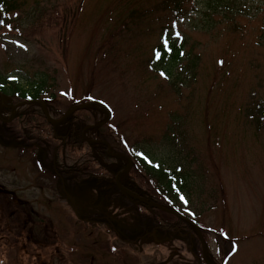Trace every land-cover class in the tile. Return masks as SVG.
Listing matches in <instances>:
<instances>
[{
	"label": "rangeland",
	"instance_id": "rangeland-1",
	"mask_svg": "<svg viewBox=\"0 0 264 264\" xmlns=\"http://www.w3.org/2000/svg\"><path fill=\"white\" fill-rule=\"evenodd\" d=\"M79 1L22 0V8L4 14V24L0 25V76H4L7 71L12 73L18 85L30 92L32 87L41 81H45L46 84L52 83L57 99L65 103L76 100L78 104L87 101L80 96L84 94L82 89H88L86 86L88 81L90 86L96 79L98 84L91 89L92 92L88 90L91 96L94 94L110 101L114 109L112 112L114 122L119 124L120 130L115 134L116 140L126 138L124 144L118 146L120 150L134 149V141L138 138L139 143L136 147L147 155L141 157L137 154V157L141 158L139 163L146 169L145 171L143 168L133 170V162L128 170L133 172L140 189H145L157 197H170L171 202L160 200V203L180 212L198 223L201 228L208 229L205 235L212 243L217 234L220 235L222 239L218 241L225 252L222 255L223 264H264V57L260 62L249 59L242 65L228 64L219 70L217 78L212 81L215 57L219 54L215 48L219 49L220 46L212 45L210 46L212 50L204 48L200 50L199 43L207 37L198 31L197 27L212 21H221V17L215 16L211 21L201 11L194 17L184 20L181 31L186 35L187 48L196 44L194 52L199 55L196 84L198 90L195 98L198 102L194 101L187 107L174 108L166 105L160 95H155L151 89L143 87L140 79L120 76V73H126V63L121 68H116V73L110 72L116 81L112 84L106 79H110L108 73L102 75L107 70L101 65L99 58L98 66H95L98 74L94 71L87 72L90 62L85 61L84 65L80 62L84 63L83 58L91 61L93 51L94 55L96 51L97 55H101L104 47L110 51L108 52L110 55L122 60L126 54L117 53L115 46L114 52H111L113 46L109 43H104L103 47L96 50L100 43L95 45L93 40L91 41L93 44L86 48L87 40L96 36V27L99 24L94 26L95 28L92 27L94 35L79 34L78 31L82 25H86L84 30H88L90 24L94 23L99 10L104 6L102 4V7L100 5L97 7L98 0H85L77 23L72 31L67 30L72 12ZM246 1L255 17L249 19L250 32L245 29L244 38L254 40L258 33V30H255L256 26L264 18V0ZM116 15L117 11H114L112 15L107 16L108 26L113 24ZM8 25H11V28ZM103 27L105 25L101 28ZM260 52L263 51L258 49L257 54ZM106 62L110 64L108 60ZM7 66L11 68H6ZM222 72L225 77L220 80L221 83L210 88V83H215ZM189 77V74H180L183 82H188ZM158 81L157 78L155 82L150 81V84L154 82L156 85ZM74 84L78 89H75V96L71 94ZM121 84H126V89L121 87ZM251 91L262 100L260 108L254 104H246ZM63 92L69 97L66 99L61 97ZM5 93L9 94L10 89ZM48 93L34 92L27 97L43 98L48 97ZM199 96L202 100L204 97L209 100L210 96L212 103L209 105V102L199 101ZM130 97L139 99L138 116L145 121L143 125L142 122L134 120L138 117L132 118L130 112L126 113V108H130L128 106ZM6 102L11 103V100L6 99ZM196 107H199L200 111H194ZM92 108L93 114L97 117L104 112L97 106ZM31 109L32 107L23 105L13 109L12 114L0 110V119L2 121L3 118L10 119V115L14 114L20 116ZM69 117L59 124H65ZM50 118L55 119L52 116ZM57 119L62 120V117ZM18 121L21 119L16 120L17 126L14 128L20 129L18 133L22 135V127ZM131 122L135 124L132 126ZM113 125L114 123L111 127ZM109 129L111 130L110 127ZM4 130L6 128L0 125V132ZM82 135L89 138L94 147V155L97 154L95 150L102 145L101 137L97 135V140L93 141L89 129H82ZM31 136L33 140L35 137L38 138V135ZM44 143H49V140ZM43 146L45 145L41 147ZM180 150L184 152L186 159L182 162V170L176 172L173 179L169 174L171 173L169 167L174 166L173 161L178 163L180 157L177 152ZM8 153L10 161L5 156ZM35 153L36 151L29 148L14 147L8 151L3 149L0 151V166H3L0 167V182L9 188L18 187L12 189L13 196L11 193L4 195L0 191V264H55L56 258L59 260L60 255L69 264H167L165 261L167 258H171L168 264H198V261L202 263L204 252L197 239H193L195 242L193 254L189 250L191 239L187 236L188 233L183 237L180 235L188 230V224L176 220L168 212L134 207L124 197L112 200L110 195L113 193L114 197L119 191L115 189L110 191L113 180L109 177L93 180L96 184L107 181L99 186V190L109 197L102 204L100 192H97V198H88L84 201L77 198L75 203L77 211L69 212L72 209L71 204L56 192L52 195L55 196L53 201L60 199L65 206L59 203H42V209L38 210L41 213L31 212V205L27 200L34 202L32 206L36 208L39 207L37 201L41 200L34 198L41 196V190L39 192L31 186H37V180L48 181L40 178V174L33 170ZM100 155L101 152L98 153V156ZM150 158L153 162L155 159L164 162L165 166L160 165L157 169L155 164H151ZM6 166L8 170L4 169ZM184 176L186 180L180 188L177 182ZM79 178L80 176L72 177L73 186ZM14 180L16 182L12 184ZM81 191L78 196L90 195L88 188ZM23 197L27 200H23ZM116 206H119V209ZM54 211L62 214L56 215L52 213ZM49 213L54 220H58L59 217V222H51L48 218ZM82 213L93 216L98 213L111 214L117 225L114 227L107 226L105 222L88 221V227L83 234V223L77 220V216ZM134 221L147 222L141 228L158 226L157 224L162 221L177 222L181 231L156 227L160 230L158 237L163 241L153 243L142 237L133 241L137 235L135 229L140 228ZM37 227L42 229L36 230ZM32 230H35L34 236H30ZM118 231L124 235L126 241L117 236ZM147 237L148 235L145 236ZM209 252L214 258L213 260L210 256L212 261L215 264L219 263L221 256L217 254L215 246H212ZM88 253L92 257L89 258Z\"/></svg>",
	"mask_w": 264,
	"mask_h": 264
},
{
	"label": "trees",
	"instance_id": "trees-1",
	"mask_svg": "<svg viewBox=\"0 0 264 264\" xmlns=\"http://www.w3.org/2000/svg\"><path fill=\"white\" fill-rule=\"evenodd\" d=\"M104 1L106 2L108 0ZM104 1H97V7H99V5L102 7V4H104V6L99 10L94 23L92 22L90 24L89 29L84 30L86 25H82L78 32L79 34L85 33L86 35L90 33L94 35L92 27L99 24V26L96 27V36L91 40H87L86 48L93 44L91 42L92 40L95 45L100 43L99 47L95 48L96 50L103 47L104 43H109L113 46L111 52H114L115 46L117 48V53L124 52L126 57L122 60L110 55V53H108L110 51L105 50L103 47L101 55H97V51L96 55H94L93 51L91 54V61H89L88 58H83L84 63L80 62V64L84 65L85 61L90 62L87 72L94 71L95 74H98L95 71V66H98L97 60L99 58L102 62L101 65L107 70V72L102 75L108 73L110 79H106L112 84L116 81H114L115 78L111 76V73H116V68H121L122 65L126 63V73L122 72L120 76L137 80L140 79V83L143 87H148L155 95H160L163 102L172 107H174L175 102L179 103L181 106L187 107L195 101L196 93L193 86L189 87L188 90H183L181 87L183 84L187 83V85H192V83L183 82L179 74L184 72L182 69H186L191 73L192 78H195L199 55L194 52V44L187 48L185 40H177L175 30L170 26L171 20L167 18L173 17L174 21H179L186 17H193L192 14L196 15L200 13L201 10L205 12V16L210 18L211 21L215 16L221 17V21H212L203 24V26L199 28L207 36L206 40L202 42L204 49L212 50L211 47L207 45L211 39V35L209 34L211 30L214 29V36L229 35L234 24L239 23L237 17L243 15L242 8L249 7L246 0H110L108 4ZM84 2L85 0H80L75 11L72 12L70 23L67 25L68 31H72L79 16L82 14ZM22 5V0H0V8L4 13L22 8ZM114 11H117V15L113 18V24L108 26L107 16L112 15ZM165 19L167 20L164 21ZM104 25L105 27L101 28ZM263 36L264 34L262 37ZM152 37L155 38L152 39ZM239 50L235 38L230 39L226 46L219 49V51L215 48V51L219 54L215 57V68L213 69L212 81L217 78L221 66L224 68L228 64H240L239 57L235 56ZM245 51L248 52V50ZM86 54L87 51L85 50V55ZM263 57L264 54L260 56H250L244 60L243 64L248 62L249 59L260 62ZM106 60H108L110 64H108ZM6 68L9 67L7 66ZM224 77L225 75L222 72L218 79L221 80ZM157 78L159 81L155 85L154 82ZM150 81H154L152 85ZM45 83V81H41L40 85H44ZM215 83L217 82L215 81ZM215 83L211 82L209 87L211 88L214 85L220 84L221 81L217 84ZM88 84L86 86L92 92L91 89H93L98 82L95 79L90 86H88ZM125 85L126 84H121V87L126 89ZM20 87L19 85L18 87L14 85L9 75L5 78L3 77L2 81L0 80V90L5 92L10 89L9 94L14 103L26 97L23 88ZM75 89H77V85L74 84L72 89L73 92L71 91L73 96L76 94L74 93L76 92ZM88 89H82L84 94L80 96H82L83 99L92 97ZM127 93L131 92L127 91ZM67 96L69 97L66 93V96L61 97L66 99ZM247 100L250 101L248 104H254L258 108H260L263 103L262 100L255 95L254 91L250 92V97ZM129 101L133 103V106L131 107L129 104L128 106H130V108H126V113L130 112L129 115H131L132 118L138 117L134 120L142 122L141 125H143L145 121L141 120L138 116L139 99L130 97ZM76 102V100H73L70 103H65L57 99L55 93L51 98L49 96V98L46 99L48 111L50 115L55 118L61 117L63 113ZM28 106L32 107V109L17 116L21 119V121H18V124L22 127V132L27 138H33L31 136L32 134L34 136L38 135V138L35 137L34 141L28 144L31 147H35V145L32 144L37 145L39 139L41 142L47 139L49 140L50 144H47L49 146V151L44 160L49 162V167H52V173L54 165H56V170L60 171L65 167L70 173L75 171V175L81 177H91L104 173V170H110L111 167L109 165L115 162V160L105 155L102 151L104 150V146H100L99 149L96 150L97 154L94 155V147L89 145L81 136L83 127L97 121L95 114H93L90 109L75 111L65 124H60L53 129V127L47 123L41 107L37 103H31ZM198 111H200V109ZM133 124L135 123L131 122L132 126ZM11 127L12 126H9V128ZM102 131L106 134H103ZM4 133L11 134L9 130ZM54 133L55 135L64 134L66 142L63 144L61 141H58ZM97 135L108 140L110 143L113 142V145L118 148L117 143L112 140V137H108L107 132L104 131V127L101 128L100 134L99 131L92 130V136L96 138ZM63 147L65 148L64 151ZM116 151H119V149ZM91 152H93V154H91ZM100 152L102 155L98 156ZM60 181L62 180L60 179Z\"/></svg>",
	"mask_w": 264,
	"mask_h": 264
},
{
	"label": "water",
	"instance_id": "water-1",
	"mask_svg": "<svg viewBox=\"0 0 264 264\" xmlns=\"http://www.w3.org/2000/svg\"><path fill=\"white\" fill-rule=\"evenodd\" d=\"M1 96V99H3L4 98V96L3 95H0ZM42 103V105H43V102H41ZM86 105H90V103H88V104H86ZM43 110H44V112L46 113V111H45V108H44V105H43ZM69 112H67V114H68ZM54 124V123H53ZM167 210V209H166ZM169 211V210H168Z\"/></svg>",
	"mask_w": 264,
	"mask_h": 264
},
{
	"label": "snow or ice",
	"instance_id": "snow-or-ice-1",
	"mask_svg": "<svg viewBox=\"0 0 264 264\" xmlns=\"http://www.w3.org/2000/svg\"><path fill=\"white\" fill-rule=\"evenodd\" d=\"M4 24V21L0 20V25H3ZM9 28H11V25H8ZM103 103V101H101ZM181 199L183 200L184 198L181 197Z\"/></svg>",
	"mask_w": 264,
	"mask_h": 264
},
{
	"label": "flooded vegetation",
	"instance_id": "flooded-vegetation-1",
	"mask_svg": "<svg viewBox=\"0 0 264 264\" xmlns=\"http://www.w3.org/2000/svg\"><path fill=\"white\" fill-rule=\"evenodd\" d=\"M123 183H124V185H125V187H126V181H125V179H124ZM0 189H1V187H0ZM112 191H114V190H112ZM28 237H29V236H28Z\"/></svg>",
	"mask_w": 264,
	"mask_h": 264
},
{
	"label": "bare ground",
	"instance_id": "bare-ground-1",
	"mask_svg": "<svg viewBox=\"0 0 264 264\" xmlns=\"http://www.w3.org/2000/svg\"><path fill=\"white\" fill-rule=\"evenodd\" d=\"M135 224V223H134Z\"/></svg>",
	"mask_w": 264,
	"mask_h": 264
}]
</instances>
